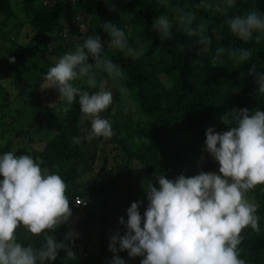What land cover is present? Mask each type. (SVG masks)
<instances>
[{
	"label": "trees",
	"instance_id": "obj_1",
	"mask_svg": "<svg viewBox=\"0 0 264 264\" xmlns=\"http://www.w3.org/2000/svg\"><path fill=\"white\" fill-rule=\"evenodd\" d=\"M196 2L167 0L161 5L159 0H0V50L8 54L6 62L9 57H15L19 67L35 68L38 74L45 76L56 63L53 57L58 59L65 52L74 50L78 41L81 44L87 35L97 33L101 37L103 54L112 59L124 74L123 79L113 81L105 73L93 69L97 82H112L113 101L116 100L127 110L134 109L136 115L135 120L133 116L125 124L118 121L112 123V128L118 132L112 141L114 158L104 154L105 163L97 177L87 180L89 185L85 190L86 183L81 181L82 190L76 191V186L81 185L70 183L76 180L71 165L76 160L79 146L72 142V138L79 136L82 115L79 105L74 102L67 110L62 100L45 105L36 90L34 93L38 98L24 101L26 108H22L19 106L21 101L16 100L11 91L0 83V133L2 135L9 125L16 137L24 132L28 140H23L15 150H12L13 144L5 148L0 146V152L30 154L43 169L59 171L67 184L66 195L69 197L76 194L86 199L101 197L99 202L84 208L74 206L65 227L59 226L53 233L57 241L63 240L69 229L78 233L75 238L78 245H72L77 254L76 264H109L113 257L107 247L109 233H114L115 226L124 232L126 230L124 225L119 224L118 218L123 216L127 220L126 210L130 201L144 199L140 204L141 213L146 208L144 190L138 194L136 189L125 188L133 185L135 180L131 175L132 164H140L156 183L158 175L174 179L181 172L191 176L202 170L216 171L217 162L203 155L206 151V129L212 126L216 132L228 130L221 117L233 107L250 110L260 107L264 110V101L255 95V73L249 74L252 64L256 65V72L264 73V43L244 44L233 37L225 26L220 29L223 39L214 41L213 49L217 44L226 49L230 46L250 47L253 56L237 67L226 59L224 65H212L217 62L211 60V54L198 55L199 46L190 44L177 24V9L196 10ZM212 2L213 7L208 10H196L198 20L207 22L210 29L221 25L226 7L223 4L217 7L216 0ZM253 5L264 12V0H237L236 6L228 9L227 14L246 12ZM162 14L168 16L173 25L170 40H160L151 28L153 19ZM78 16L86 25L84 31L76 24ZM102 22H110L124 30L131 49L128 55L111 46L110 37L101 30ZM65 25L79 38L71 45L64 39ZM180 44L185 48L183 53L178 50ZM5 65V69H9V64ZM32 78L29 75L23 81L26 86L31 85ZM75 83L82 89L94 91L87 89L81 81ZM121 86L126 89L123 95L119 91ZM234 88L239 89L235 94ZM16 103L18 106L15 108ZM101 115L105 118L103 113ZM194 134L199 135L200 142L203 141L202 148L183 144V141H192ZM194 151L199 153L197 162L190 160L197 156ZM117 152L120 154L116 155ZM126 155L129 162L124 168L123 158ZM202 158L207 159L203 165ZM247 195L260 206V215L264 216L262 186L258 185ZM261 227L264 228V222ZM95 229H99V239H94L97 237ZM85 239L90 241H82ZM93 241L101 244L97 250L94 246L93 249L88 247L91 242L94 245ZM245 244L249 246L255 264H264V256L260 255L264 250V236H254ZM126 254L119 256L124 259ZM63 257L64 251L60 250L53 264H64ZM68 264L73 262L68 261Z\"/></svg>",
	"mask_w": 264,
	"mask_h": 264
},
{
	"label": "clouds",
	"instance_id": "obj_2",
	"mask_svg": "<svg viewBox=\"0 0 264 264\" xmlns=\"http://www.w3.org/2000/svg\"><path fill=\"white\" fill-rule=\"evenodd\" d=\"M159 3L164 5L167 0ZM220 4L226 7L219 27L210 29L207 22L197 18L196 10L213 7L212 0H197L196 10L177 9V24L190 44L199 46L198 55L211 54V60L217 62L212 65H224L226 59L237 67L253 56L251 48L226 49L217 44L213 49V43L223 39L220 29L225 26L244 44L264 43V12L253 5L251 10L228 15L237 0H216V6ZM100 27L110 37L112 47L125 55L130 53L122 28L110 22H102ZM172 27L169 17L163 14L155 17L151 25L162 41L172 39ZM76 45L48 69L40 87L58 88L65 110L74 102L79 105L80 118L90 121L84 140L102 137L112 142L118 133L112 123L125 124L133 116L135 120L136 115L134 109L127 110L113 101L112 88L105 87L107 81L98 83L93 69L113 81L123 79L124 74L103 54L97 33L87 35ZM178 50L183 53L185 48L180 44ZM14 61L15 57H9V62ZM253 73L256 98L264 101V73L256 72V65L252 64L249 74ZM76 81L86 83L87 89L94 91L82 89ZM119 91L126 93L123 86ZM238 91L234 88V94ZM221 119L228 130L216 132L209 126L204 141L206 151L218 162V171L202 170L191 176L181 172L174 179L158 175V187L151 180L145 182L147 206L143 213L140 204L144 199L132 202L126 210L127 220L118 218L125 232L117 226L113 234L109 233L107 247L113 256L109 264H128L129 257H143L137 264H255L245 241L264 236V216L247 194L258 185L264 190V110L233 107ZM81 139L74 136L72 142L79 144ZM66 190L59 171L43 169L30 154L0 152V264H53L60 250L64 251V264H76L72 245H78V233L69 229L60 241L54 239L53 233L69 221L74 206L84 208L99 202L101 197L96 196V201L81 194L69 197ZM93 243L88 247L93 249ZM123 253H127L124 259L119 256ZM260 255L264 256V250Z\"/></svg>",
	"mask_w": 264,
	"mask_h": 264
},
{
	"label": "rangeland",
	"instance_id": "obj_3",
	"mask_svg": "<svg viewBox=\"0 0 264 264\" xmlns=\"http://www.w3.org/2000/svg\"><path fill=\"white\" fill-rule=\"evenodd\" d=\"M83 22L84 21L81 16H78L76 18V24L79 25V29L81 31H84L86 29V25ZM65 27L66 28H65L64 39L67 44L69 43L68 45H71L72 42H75L78 40V36L77 34L73 33L66 25ZM6 57H8V54H6L3 50H0V83L4 85L6 88H8V90L11 91L13 97H15L16 100L21 101V104H19L20 107L26 108V104L24 103V101L26 102L28 100H33V99L38 98L37 95L34 93L36 90L38 91L39 97L44 101L45 105L53 104L60 100L59 99L60 93H59L58 88L47 87V88L41 89L40 85H43L45 81L43 79L44 76H41L40 74H38L39 72L37 69L28 67L26 65H21V67H19L16 59L14 62H9V61L6 62ZM58 59L53 57V60L55 62H57ZM5 63L9 64L8 65L9 69H5V66H6ZM8 71L10 72V74H8ZM28 74L33 77L31 79L30 86H26L25 83L23 82V81H26V79H28V76H29ZM8 82L11 84H9ZM82 83L86 84L84 82ZM107 86L113 88L112 82L107 81V83H105V87L107 88ZM17 106L18 105L16 103L15 108ZM85 121L86 119H81L79 127H78V135L82 139H81V142L78 144L79 150H78V155L76 156V160L71 165L73 168V172L76 173V176H75L76 180H74L70 184L81 185V186H76L77 187L76 191L82 190L81 181H85L86 183L83 189L85 190V188L89 185L87 180H92L97 177L96 176L97 173L101 171L102 165L103 163H105L104 154L110 155L111 159L114 158V153H111L114 145L112 144V142L109 141V139H105L102 137L94 138L91 141H87L83 139V137L87 135V132L90 129V121L87 123ZM22 124H24V122H22ZM16 135L17 134L15 133V131H13V129L9 125L8 127H5V131L2 132V135L0 133V146L1 147L4 146L5 148L6 146L13 144L12 150H15V149H18L17 147L18 144L19 146L22 144L21 142L23 140L25 142H28L26 138L27 133L23 132L18 137H16ZM198 137L199 135L194 134L192 141H188V142L183 141V144L186 146L196 145L198 146L197 148H202L203 141L200 142V137H199V141L196 142V138ZM37 147H40V146H37ZM115 154L118 155L120 153L117 152ZM195 154H197V156H193L190 158L192 162L194 161L197 162L199 158V153H196V151H194V155ZM203 155H205L207 159L214 160L207 151H205ZM123 159H124L123 167L126 168V165L129 162V157L126 155ZM207 159L202 158L201 165L205 164ZM217 166L219 167L218 162H217ZM218 167L216 171H218ZM141 168H142L141 165L138 163L132 164V174L131 175L132 177L135 178V180L133 182V185H129L125 187L131 190H135V189L138 190L137 192L138 194H140L141 190H144L143 184L149 180L153 182L154 186L158 187V185H155V179H152L150 175L147 174V172H145L143 168L142 169ZM107 179H110V177ZM104 180L106 181V179ZM93 181L95 183L99 182L97 180H93ZM94 199H97V198L95 197ZM134 201H138V199ZM134 201H130L129 203H132ZM71 212H72V209H71ZM60 226H61L60 228L65 227V223ZM97 233H99V229L94 230V235H96ZM54 239L56 240L55 236H54ZM94 239H99V237H94ZM95 245H96L95 247H99L100 243H95ZM117 248H118V243H117ZM142 258L143 257H134V258L129 257L127 259V262L128 264H137L138 262H140Z\"/></svg>",
	"mask_w": 264,
	"mask_h": 264
}]
</instances>
